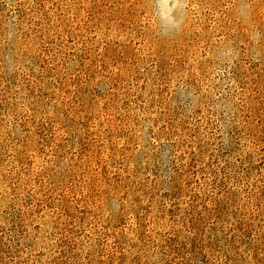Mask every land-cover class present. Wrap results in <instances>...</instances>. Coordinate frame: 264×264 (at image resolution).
I'll use <instances>...</instances> for the list:
<instances>
[{"label":"rangeland","instance_id":"1","mask_svg":"<svg viewBox=\"0 0 264 264\" xmlns=\"http://www.w3.org/2000/svg\"><path fill=\"white\" fill-rule=\"evenodd\" d=\"M0 264H264V0H0Z\"/></svg>","mask_w":264,"mask_h":264}]
</instances>
